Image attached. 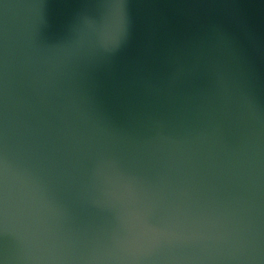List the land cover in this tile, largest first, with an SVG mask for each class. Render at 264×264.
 <instances>
[{
	"label": "water",
	"instance_id": "95a60500",
	"mask_svg": "<svg viewBox=\"0 0 264 264\" xmlns=\"http://www.w3.org/2000/svg\"><path fill=\"white\" fill-rule=\"evenodd\" d=\"M0 264H264V0H0Z\"/></svg>",
	"mask_w": 264,
	"mask_h": 264
}]
</instances>
